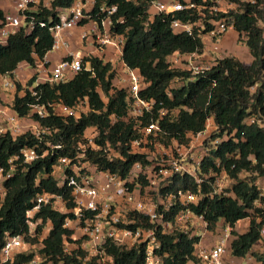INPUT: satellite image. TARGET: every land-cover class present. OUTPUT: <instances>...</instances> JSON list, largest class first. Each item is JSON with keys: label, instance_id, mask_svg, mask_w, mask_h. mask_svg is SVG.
<instances>
[{"label": "trees", "instance_id": "16d2710c", "mask_svg": "<svg viewBox=\"0 0 264 264\" xmlns=\"http://www.w3.org/2000/svg\"><path fill=\"white\" fill-rule=\"evenodd\" d=\"M73 1L49 0V8L39 6L34 14L35 25L31 32L26 33L24 28H20L9 36L5 44H0V76L11 75L22 63L35 68L38 62H43L53 43L49 29L59 22L57 10L68 8ZM101 1L107 6H117L116 14L111 16V31L124 36L121 60L128 68L137 71L147 84L140 96L156 103L153 115H146L143 121L156 119L160 108L168 113L177 110L176 116L167 114L159 121L167 139L187 143L186 136L203 131L209 119L214 127L210 142L218 139L216 145L210 144L201 164L198 176L202 183L198 185L191 177L176 175L160 192L182 191L198 195L197 203L188 205L189 210L203 218L208 231H214L219 224L231 229L230 256L237 259L251 257L256 264H264V236L261 235L264 192L258 186V181L264 180V0H252V3L229 0L239 8L237 12L231 10L227 14H209L206 8L175 14L184 21L201 20L205 26L202 34L213 28L209 20L219 21L225 17L228 23L232 22L236 37L243 42L251 57L249 65L234 57L218 59L208 70L195 75L182 67H172L169 57L174 53L201 55L204 52L205 43L198 35V27H194L189 35L173 32L170 16L156 15L153 21H148L150 0ZM192 1L208 7L216 0ZM119 18H122V23L116 22ZM87 61L93 75L81 71L67 82L39 84L32 88L35 96L16 84L9 104L11 109L18 117L29 116L32 121L56 132L40 141L30 133L15 138L9 134L0 135V167L5 171L9 168L8 160L18 157L24 147H34L39 154L47 151L43 158L29 165H21L20 159L15 160L13 175L1 183L0 249L6 235L24 236L25 241L36 243L42 225L49 222L51 228L42 241L40 254L53 264H82L78 261L81 251L72 255L63 253V241L72 235V231L63 225L67 218H73L72 214L54 211L49 205L41 206L34 220L41 219L42 225L36 227V237L30 239L27 237L26 212L33 208L36 197L43 193L59 196L67 209L74 207L71 189L66 185L58 187L52 176V167L61 157L75 156L78 144L85 143L83 136L86 130L96 129L95 144L103 148L109 143L121 157L110 161L102 151L86 149L85 160L98 170L126 178L135 163H147L142 155L130 154V143L138 138L133 122L120 120L127 113V85L121 88L113 85L116 73L109 62L104 63L97 57H90ZM179 81L182 83L174 87V83ZM33 82L34 78L27 82V87ZM252 87L255 91H251ZM101 94L107 98L106 102ZM56 104L67 108L86 104L88 110L76 117H61L54 115L50 107ZM34 105L45 106L48 116L39 118L31 113ZM111 116L118 119L115 124H111ZM250 117L254 118V123L246 124L245 120ZM47 142L60 148L51 149ZM223 175L230 182L229 186L221 193L212 194L215 180ZM141 182L145 184L143 180ZM182 208L174 206L165 218L173 219ZM130 219L134 221L130 228L148 226L147 219L138 214H132ZM241 221L248 224L245 231L239 233L235 228ZM158 238L161 248L156 253L164 264L198 263L195 246L200 241L199 236L188 231ZM258 243L261 248L253 251ZM106 253L111 256L112 264L146 262L144 245L131 249L109 245ZM32 257V253L19 254L10 264H28ZM85 264L96 262L90 260Z\"/></svg>", "mask_w": 264, "mask_h": 264}, {"label": "built area", "instance_id": "2783aa9c", "mask_svg": "<svg viewBox=\"0 0 264 264\" xmlns=\"http://www.w3.org/2000/svg\"><path fill=\"white\" fill-rule=\"evenodd\" d=\"M8 1L10 8L6 12L2 11L0 17V44H5L9 36L15 34L20 28H24L26 33L31 32L35 25L34 14L39 6L49 8L46 0ZM222 1L230 3V7L236 5L229 0H216L208 7H201L192 0H150L147 11L148 21H153L156 15L170 16V27L173 32L189 35L193 33L194 27H198V35L202 37L206 45L208 44L205 40L206 37L217 39L233 30L232 22L228 23L225 17L219 21L211 19L209 23L213 28L202 34L205 26L201 20L191 22L188 19L184 21L175 14L195 9L198 11L202 8H206L209 14H227L228 12L223 11L218 6ZM241 2L252 3L253 1L241 0ZM116 12L117 6H107L101 0H74L68 8L57 10L59 22L49 29L53 43L48 53L63 52L60 61L50 65L43 60L35 68L26 64L30 69H33V74L23 85L20 84L15 70L11 75L0 76V88L14 94L16 84H19L22 89L27 88L35 96L32 88L39 84L67 82L81 71H87L93 75L87 59L90 57L101 59L104 52L110 49L119 62V68L116 67L115 70L120 73L127 85V113L120 120L125 123L133 122V130L138 134V138L130 143V154L142 155L147 163L145 165L139 162L135 163L126 178L108 171L98 170L95 165L85 160L86 149L93 152L102 151L110 161L121 159V157L109 143H106L103 148L95 144L96 129H88L90 133L87 136L85 133L88 130H86L83 136L85 143L78 144L75 156L73 158L61 157L52 167V176L57 180L58 187L66 185L71 189L74 207L67 209L65 202L59 196L46 193L38 195L33 208L26 212L27 237L30 239L36 237L35 229L42 225V221L41 219L34 220V215L41 206L49 205L54 211L73 215V218H67L63 225L72 231L70 238L63 241V253L72 255L76 251H81L82 256L78 257V261L82 264L90 260H94L96 264H112L111 256L106 253V247L109 245L124 249L144 245L145 264H164L161 257L156 253L161 248L159 236L188 232L189 230L185 226L188 219L197 221L196 228L198 225L200 226L199 234H195L196 236L201 237L208 231L203 218L194 215L188 208V205L197 203L198 195L182 191L162 194L160 190L166 188L171 182V178L176 175L191 177L198 185L202 183L203 180L198 176V173H200L204 157L208 154V149L202 150L200 155H197L196 151H193L194 146L190 139L196 142L205 140L209 120H207V125L203 131L186 136L188 138L187 143H180L174 138L167 139V133L159 125V121L173 111L168 113L166 109L160 108L157 110L156 119H150L146 123L143 121L146 115H153L156 103L152 99H144L140 96V92L147 88V84L137 71L128 68L121 60L124 36L111 31V16ZM116 22L122 23L123 20L119 18ZM40 25L44 26V24ZM76 29H80L76 39L78 48L73 49L72 40L67 38L65 34ZM85 48L88 50L85 51ZM213 48L216 50V45ZM201 59L202 55L174 53L170 57L169 63L184 61V69L195 75L203 73L210 67L209 65L204 66ZM123 71H125V76ZM32 78H34L33 84L27 87V82ZM251 91H255V87H252ZM21 95H23L22 90ZM50 107L53 108L54 115L61 117H76L78 113H84L88 110L86 104H78L73 108H67L61 104L50 105ZM31 113L36 114L39 118L48 116V111L43 105L32 106ZM117 121V118L111 116V124H115ZM245 123L253 124L254 118H247ZM212 128L214 130V127ZM54 132L56 130L41 126L32 121L29 116L18 117L10 105L5 106L0 102V135L9 134L10 137L15 138L30 133L40 141L45 136H52L51 134ZM162 139H167L169 144H157ZM217 143L218 139L210 144L216 145ZM46 145L51 149L60 148L59 145L52 146L49 142ZM141 145L143 148H140ZM147 145L160 148L153 158L143 151ZM46 154L47 151L39 154L34 147L22 148L18 157L8 160L9 168L7 171L0 167V187L3 181L13 175L15 160L20 159L21 165H29L37 159L43 158ZM56 172H59L58 179L54 176ZM142 180L145 184H142ZM223 180H227L225 175L215 180L212 194L222 192ZM142 189H148L152 193V197L140 196ZM262 190L264 191V185ZM58 200L64 203V206L59 209L55 207ZM176 205L184 208L180 209L173 216V219L165 218V214H168L171 208ZM132 214L145 217L148 226L130 228L129 226L134 223L130 219ZM44 225L51 226L49 222L43 224L42 227ZM50 228H47L48 232ZM191 235H194L192 231ZM261 235H264V229L261 230ZM230 236L231 229L224 226L213 247H203L199 241L195 246V257L198 263L190 262L188 264H231L226 260L229 255ZM44 238L45 236L42 237L39 234L37 242L32 244L25 241L24 236L6 235L0 249V264H10L17 255L28 253L33 254L28 264H53L47 262L46 258L39 252L43 248L42 241ZM36 249L38 252H34ZM57 264L64 263L59 262Z\"/></svg>", "mask_w": 264, "mask_h": 264}, {"label": "rangeland", "instance_id": "374dc122", "mask_svg": "<svg viewBox=\"0 0 264 264\" xmlns=\"http://www.w3.org/2000/svg\"><path fill=\"white\" fill-rule=\"evenodd\" d=\"M133 1H135V0H133ZM0 4L6 9L10 8V3H9L8 0H0ZM218 6H219L220 9H222L223 11H226V12L231 11V9L238 10V8H239L238 4H236L235 6L231 5V7H230V3L223 2V1ZM226 34H224L222 36H219L217 39H211L209 37L205 38V40L207 41L208 44L205 45L204 51H206L208 57H207V59H203V58L201 59V63H203L204 66H208V65L211 66V65L214 64V62L216 60L222 59V58H225V57H234V58H236V59H238L240 61L242 60L243 63L245 65H247L246 64V58H248L249 55L247 53V50L245 49V46H244L243 42L238 40V38L236 37L235 33H234V37L233 38L232 37H226L225 38ZM214 45H216V50H214V48H213ZM171 66L172 67H174V66L177 67L178 66V67H182L184 69L185 68V62L184 61L176 62V63L172 64ZM27 70H29V69H27ZM122 73L125 76V71H123ZM115 83H116V87L117 88H121V87L125 86L124 79L117 78ZM181 83H182L181 81L174 83V87L180 85ZM101 96H102V100L104 102H106L107 98L103 94H101ZM2 104H4L5 106H8L10 104V101L7 102V103L6 102H2ZM177 113H178V111L174 110L172 113H170V116L174 117V116L177 115ZM211 122H212L211 119H209V122H208L209 128H208V132L206 134L207 136H206L205 140H203V141L200 140L199 142H196V141L190 139V141L192 142V144L194 146L193 151H196L197 155H200L202 150L208 149L209 146H210L211 134H212V131H213V128H212L213 126H212ZM206 125H207V123H206ZM1 126L4 127L5 125H1ZM89 133H90V131L88 130L85 133V135L87 136V135H89ZM158 142L159 143H157V144H160V145L169 144V141L167 139H162V140H159ZM140 148H143V145H141ZM159 149H160L159 147L155 148V147H153V145H147L146 147H144L143 151L147 152L149 157L153 158V156L156 155V153L159 151ZM58 174H59V172L58 173L57 172L54 173V176L57 179L59 177ZM133 182L134 181L132 180V183ZM137 182L140 183V181H137ZM229 183L230 182H228L226 180H223L222 191H224L229 186ZM263 185H264V180L258 181V186H259L260 189H262ZM0 191H1V187H0ZM262 192H264V191L262 190ZM140 196H142V197H152V193L148 189H142L140 191ZM62 206H64V203H62L60 200L56 201V203H55V207L56 208L59 209ZM196 225H197V221L195 219H190V220L188 219L185 222V226H186L187 230L192 231V233L195 232V231L199 232L198 230H200V228L199 227L196 228L195 227ZM48 227H51V226L44 225L42 227V230L40 232V236H42V237H44V236L46 237L47 236V234H48L47 228ZM38 243H39V240H38ZM260 248H261V246L260 247H253V251H259ZM34 252H38V250L36 249V250H34ZM250 263L253 264L255 262L252 259ZM40 264H42V263H40ZM43 264H45V263H43Z\"/></svg>", "mask_w": 264, "mask_h": 264}, {"label": "crops", "instance_id": "0c3cea01", "mask_svg": "<svg viewBox=\"0 0 264 264\" xmlns=\"http://www.w3.org/2000/svg\"><path fill=\"white\" fill-rule=\"evenodd\" d=\"M47 3H49V0H46ZM0 10L3 11V12H6L8 11L9 9H6L4 8L1 4H0ZM80 32V29H76L74 30L73 32H70V33H66L65 36L69 39L72 40V48L73 49H77L78 48V43L76 41L77 39V35L79 34ZM229 33H227L225 35V38L226 37H234V31L231 30V31H228ZM88 48H85V51H87ZM202 58L203 59H207V53L206 51H204L202 54ZM63 56V52H60V53H47L44 57V60L46 62H48V64H56L60 61V59L62 58ZM171 57V56H170ZM169 57V59H170ZM102 61L104 63L106 62H109L112 66V68L114 69L115 71V78L113 80V85H115V82L117 80V78H120L122 79L120 73H117V71L115 70L116 67L119 68V62L117 61L116 59V56L113 54V52L110 51V49L106 50L103 54V56L101 57ZM242 61V60H241ZM243 62V61H242ZM40 63V62H38ZM37 63V65H38ZM251 63V57L248 56V58H246V64L249 65ZM29 69V70H27ZM33 74V69H30L25 63H22L18 66V68L16 69V75H17V78L19 79V82L20 84H24ZM13 93L11 92H8V91H5L3 89L0 88V102H11L12 101V97H13ZM247 222L246 221H241L239 222L237 225H236V228L235 230L239 233L241 232H244L246 227H247ZM198 227H200L198 225ZM224 226L222 224H219L216 229L214 231H206V233H204L201 237H200V244L201 246L203 247H213L215 244H216V241H217V238L220 234V231L222 230ZM193 234L195 235H198L199 232H193ZM261 244L258 243L255 247H260ZM226 260H228L231 264H251V260L252 258L251 257H247V258H244V259H237V258H232L230 256V254L226 257ZM254 261V260H253ZM255 262V261H254ZM253 264H256V263H253Z\"/></svg>", "mask_w": 264, "mask_h": 264}]
</instances>
